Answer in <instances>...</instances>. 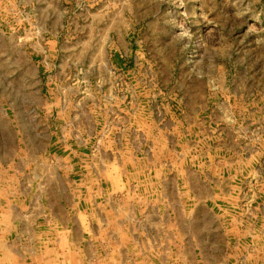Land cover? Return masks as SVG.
<instances>
[{"label":"crops","instance_id":"obj_1","mask_svg":"<svg viewBox=\"0 0 264 264\" xmlns=\"http://www.w3.org/2000/svg\"><path fill=\"white\" fill-rule=\"evenodd\" d=\"M9 17L0 12V37L13 26ZM31 20L27 15V25ZM114 33L115 41L107 42L114 73L106 93L113 115L94 118L95 135L56 140V153L46 152L53 142L33 154L32 141L19 137L18 115L35 108L23 107L28 100L18 105L13 76L0 75V97H6L0 99V264H236L225 261L230 256L242 264L257 258L222 253L216 262L219 253L210 249L220 230L233 242L245 233L259 239L260 227L264 235V41L250 67L242 54L236 73L209 80L217 85L208 96L189 88L173 93L171 106L155 101L151 107L148 98L157 92L151 94L141 73L148 61L121 31ZM172 77L173 89L178 81Z\"/></svg>","mask_w":264,"mask_h":264},{"label":"rangeland","instance_id":"obj_2","mask_svg":"<svg viewBox=\"0 0 264 264\" xmlns=\"http://www.w3.org/2000/svg\"><path fill=\"white\" fill-rule=\"evenodd\" d=\"M0 12L10 13L9 27L13 25L0 37V75L13 76L18 105L28 100L23 107L35 108L33 114L18 117L23 127L19 137L32 141L30 152L36 155L53 142L46 152L56 153V140L64 135L69 140L95 135L90 127L94 118L112 117L106 93L114 71L107 61V42L115 41L116 29L128 47L148 61L141 73L151 94L157 92L156 99L148 98L151 107H157L155 101L171 106L172 94L189 88L208 96L217 85L209 80L236 73L240 66L235 67V59L242 54L247 56L245 67H250L251 54L256 55V45L264 41V0H0ZM171 77L179 88L172 89ZM260 228L259 239L244 232L238 242L224 240L220 230L212 237L210 253H219L213 260L219 262L222 253H259L257 258H243L242 264H264ZM196 246L204 253V244ZM225 261L241 264L233 256Z\"/></svg>","mask_w":264,"mask_h":264}]
</instances>
